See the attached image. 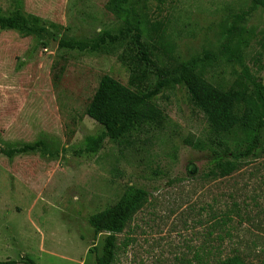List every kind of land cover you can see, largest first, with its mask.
<instances>
[{
	"label": "rangeland",
	"instance_id": "374dc122",
	"mask_svg": "<svg viewBox=\"0 0 264 264\" xmlns=\"http://www.w3.org/2000/svg\"><path fill=\"white\" fill-rule=\"evenodd\" d=\"M106 2L0 0V18L32 15L45 29L23 35L0 24V264H94L105 235L87 218L131 185L149 196L117 235L114 264L234 256L264 264V128L257 158L229 176H207L211 152L186 142L204 140L205 118L174 81L183 62L217 52L232 29H260L264 12L250 0H127L126 23ZM154 22L165 25L168 45L153 35ZM76 42L86 48L65 44ZM104 74L155 91L168 120L127 146L106 138L89 154L84 138L103 129L84 111ZM259 76L264 83V66ZM24 146L34 149L15 151Z\"/></svg>",
	"mask_w": 264,
	"mask_h": 264
},
{
	"label": "trees",
	"instance_id": "16d2710c",
	"mask_svg": "<svg viewBox=\"0 0 264 264\" xmlns=\"http://www.w3.org/2000/svg\"><path fill=\"white\" fill-rule=\"evenodd\" d=\"M250 1L264 12V0ZM126 5L127 0H107L105 9L128 23L131 11ZM0 24L7 28H19L23 35L45 31L39 18L32 15L0 18ZM164 28L165 25L159 22L151 25L153 35L166 46L168 43L164 38ZM101 41L105 40L101 38ZM65 44L70 48H86L80 42ZM135 44L144 56L146 47L138 34L135 36ZM98 46L99 43H96L89 48ZM263 58L264 24L260 29L242 28L237 33L232 29L230 37L221 43L217 52L202 50L176 70L175 83L185 88L189 100L203 114L207 124L204 140L186 141L195 149L211 152L207 176H229L239 170L246 159L257 158L262 150L264 83L259 73L264 66ZM155 93L138 92L107 74L102 75L84 113L103 130L84 138L85 151L95 154L106 138L118 147L127 146L134 136L148 126L162 128L168 118L153 101ZM33 149L34 146H24L15 151ZM148 196L144 188L131 185L114 205L88 216L87 223L94 234L105 235L101 252L95 256L94 264H114L117 235L123 232ZM28 264L34 263L29 261ZM221 264L244 263L238 256H234Z\"/></svg>",
	"mask_w": 264,
	"mask_h": 264
},
{
	"label": "water",
	"instance_id": "95a60500",
	"mask_svg": "<svg viewBox=\"0 0 264 264\" xmlns=\"http://www.w3.org/2000/svg\"><path fill=\"white\" fill-rule=\"evenodd\" d=\"M52 48H53V46H52ZM188 170H190L191 172H194L195 171V169H194L193 166H191Z\"/></svg>",
	"mask_w": 264,
	"mask_h": 264
}]
</instances>
